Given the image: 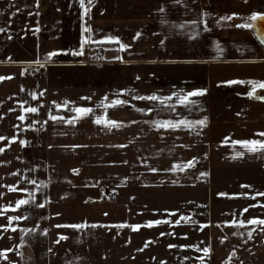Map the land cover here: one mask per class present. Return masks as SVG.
I'll return each instance as SVG.
<instances>
[{
  "label": "crops",
  "instance_id": "1",
  "mask_svg": "<svg viewBox=\"0 0 264 264\" xmlns=\"http://www.w3.org/2000/svg\"><path fill=\"white\" fill-rule=\"evenodd\" d=\"M262 15L264 0H0V155L19 162L29 201L16 234L0 230L2 263L47 264L58 162L89 159L94 141L149 145L165 176L207 154L220 165L264 159L261 144L236 143L264 141ZM153 95L168 99L137 98Z\"/></svg>",
  "mask_w": 264,
  "mask_h": 264
},
{
  "label": "rangeland",
  "instance_id": "2",
  "mask_svg": "<svg viewBox=\"0 0 264 264\" xmlns=\"http://www.w3.org/2000/svg\"><path fill=\"white\" fill-rule=\"evenodd\" d=\"M121 140L111 137L104 149L94 141L89 159L58 162L51 231L42 241L47 264H264L260 155L220 165L207 154L191 160L189 171L165 176L151 170L164 160L151 161L149 145L139 151L134 139ZM5 146L0 142V153ZM2 157L8 155H0V230L16 234L19 162Z\"/></svg>",
  "mask_w": 264,
  "mask_h": 264
},
{
  "label": "snow or ice",
  "instance_id": "3",
  "mask_svg": "<svg viewBox=\"0 0 264 264\" xmlns=\"http://www.w3.org/2000/svg\"><path fill=\"white\" fill-rule=\"evenodd\" d=\"M80 3H81V6L83 7V3H84V0H80ZM85 11H87V10H85ZM255 18V15H254V17H253V19ZM245 27H247L248 25H244ZM4 31V29L3 28H0V32H3ZM85 39H88L87 37H85ZM106 39H108L109 41H112V40H118V38H113V37H108V38H106ZM81 47H83V45H81ZM121 47L123 48V47H127L126 45H123V44H121ZM54 53H49L48 55L49 56H51V55H53ZM0 79H2V78H0ZM260 87H264V82H260ZM193 94H200L198 91H194L193 93H189L188 95H193ZM138 99H151V100H160L161 102H165L168 98H166V97H158V96H155V95H153V96H150V97H137ZM261 98H264V97H261ZM113 104H120V103H127V101H120V100H115V101H113L112 102ZM140 111H144V109H139ZM24 111H26V112H36L37 111V109L36 108H27V109H24ZM74 111L75 112H77V113H81V114H87L88 112H90L91 111V109H89V108H84V107H77V108H75L74 109ZM53 119H56V117H52ZM19 119L20 120H23L24 119V116H20L19 117ZM69 122H71V121H69ZM96 123H102V122H106V123H109V124H114V125H116L117 124V122L116 121H103L102 120V118L101 117H97L96 118V121H95ZM198 123H203V121H200V122H198ZM169 124H170V122H163V126L164 127H167V126H169ZM118 126V125H117ZM261 135H264V133H261ZM0 139H2V138H0ZM236 143H238V144H245V145H248V144H261L262 146H264V141H236ZM0 151H2V149H0ZM189 163H191V162H189ZM152 171H156V169H151ZM29 201L28 200H26V199H21V200H19V201H17V206H19V205H22V204H27ZM246 210V209H245ZM12 219H21L20 217H13ZM257 221L255 220V219H253V220H250L249 221V223H256ZM151 223H158V221H153V222H150V224ZM177 223H179V221H177ZM240 223L241 224H243L244 223V221H240ZM259 223H261V224H264V220H260L259 221ZM82 225H73L72 227H76V228H79V227H81ZM133 228H137V227H139L138 225L137 226H132ZM204 251H208V249H205Z\"/></svg>",
  "mask_w": 264,
  "mask_h": 264
},
{
  "label": "water",
  "instance_id": "4",
  "mask_svg": "<svg viewBox=\"0 0 264 264\" xmlns=\"http://www.w3.org/2000/svg\"><path fill=\"white\" fill-rule=\"evenodd\" d=\"M256 37L264 47V15L256 19L254 23Z\"/></svg>",
  "mask_w": 264,
  "mask_h": 264
}]
</instances>
